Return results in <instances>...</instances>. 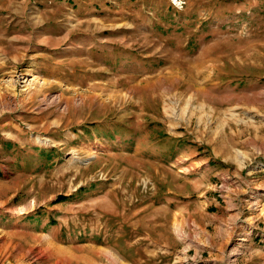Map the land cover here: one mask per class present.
Segmentation results:
<instances>
[{
  "label": "rangeland",
  "instance_id": "1",
  "mask_svg": "<svg viewBox=\"0 0 264 264\" xmlns=\"http://www.w3.org/2000/svg\"><path fill=\"white\" fill-rule=\"evenodd\" d=\"M0 264H264V0H0Z\"/></svg>",
  "mask_w": 264,
  "mask_h": 264
},
{
  "label": "crops",
  "instance_id": "2",
  "mask_svg": "<svg viewBox=\"0 0 264 264\" xmlns=\"http://www.w3.org/2000/svg\"><path fill=\"white\" fill-rule=\"evenodd\" d=\"M192 213H193L192 219L197 224V226H201V227L209 226L208 219H207L209 216V213L206 212L204 206H202V208L194 209ZM175 214L178 220L179 219V207L177 208V211H175Z\"/></svg>",
  "mask_w": 264,
  "mask_h": 264
},
{
  "label": "trees",
  "instance_id": "3",
  "mask_svg": "<svg viewBox=\"0 0 264 264\" xmlns=\"http://www.w3.org/2000/svg\"><path fill=\"white\" fill-rule=\"evenodd\" d=\"M60 199H64V198H60Z\"/></svg>",
  "mask_w": 264,
  "mask_h": 264
}]
</instances>
